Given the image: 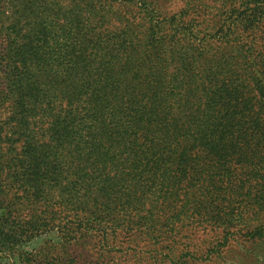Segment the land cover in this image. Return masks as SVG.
I'll return each mask as SVG.
<instances>
[{
    "label": "trees",
    "instance_id": "16d2710c",
    "mask_svg": "<svg viewBox=\"0 0 264 264\" xmlns=\"http://www.w3.org/2000/svg\"><path fill=\"white\" fill-rule=\"evenodd\" d=\"M68 1L40 2L25 30L13 0L18 17L0 24V264H75L86 239L104 254L166 243L151 253L172 264L182 230L203 224L227 244L264 242V50L245 38L264 2L229 4L210 25L194 24L188 7L204 3L189 0L111 30V4ZM2 175L18 203L4 202ZM27 204L35 214L16 218ZM53 232L59 242L24 250Z\"/></svg>",
    "mask_w": 264,
    "mask_h": 264
},
{
    "label": "rangeland",
    "instance_id": "374dc122",
    "mask_svg": "<svg viewBox=\"0 0 264 264\" xmlns=\"http://www.w3.org/2000/svg\"><path fill=\"white\" fill-rule=\"evenodd\" d=\"M24 1L27 8V15L25 17L23 27L27 30L30 29L33 24L40 21V15L37 11H34V13H31V11L33 8H36L40 2L45 0ZM188 1L189 0H134L124 1L122 3H113L106 0H90L89 2L102 7L111 4L113 15L110 29L120 30L124 27L126 20L138 24L140 22L143 23L144 21L147 23L153 22L157 18L172 17L174 14H178ZM200 1H203L204 3V5H201L200 9H192L193 4L195 3L194 1L192 6L188 7L190 18H194L196 20L194 21V24H201L204 22L211 25L217 20V16L220 12L229 8V4H245L244 0ZM261 1L264 2V0ZM47 2H49V0H47ZM11 5L14 7L13 0H0V24L3 22L5 27L8 26L12 18H16L19 15L18 12H13V10H11ZM61 5L65 7L69 6V9H71L73 4L68 0H65V2ZM248 8H250V6L247 7V9ZM245 38H247V43L252 42V44H250L251 46L253 44L255 45V49L257 50L255 56H258L257 54L264 50V48H261V45L264 42V25L258 29V33L245 36ZM6 112L0 111V116L4 117ZM5 144L6 145H4V147H6V149L7 147H10L9 143L6 142ZM2 180L4 181L3 189L5 190L3 200L9 206V204L17 202L14 200L15 197L13 195L16 193V190H14L12 186V181H15V178H5L4 176V179ZM49 195L51 196L52 193H49ZM27 205L29 206H19V208L17 205H14L15 208L13 215L16 218L20 216L22 219L30 220V218L35 214L37 206L35 204ZM259 216V226L264 232V210L261 209L259 211ZM219 233L220 230L212 229L210 226L205 224L198 226L193 225L184 228L182 230V236L184 237L179 239V242H177L174 246V250H172L173 252L171 256L175 259L172 264H264V242L253 244L251 242L243 241L241 243V239L238 237L236 240L238 242L236 243L241 244H236L233 239H231L227 244V242L216 237ZM41 241L51 242L54 244L59 242V238L56 232H53L48 236H42V239L40 240H35L32 243L23 246V248L25 251L31 252L33 248H36L37 245L41 243ZM123 243V248L119 247L115 250L118 253L113 252L112 254H104L98 250L96 243L86 239L80 246L72 249V255L74 260H76L75 264H161L157 261L159 256L153 255L151 252L161 255L167 254L166 249L161 250V247L166 246V243L161 246L155 245L154 247L152 245H147L148 243L141 239H137L133 242L134 248L132 251L129 247L131 246L130 243H126V241ZM208 251H211V253L207 256L206 253ZM189 254H193L191 259L186 258ZM179 258H181L180 261L177 260Z\"/></svg>",
    "mask_w": 264,
    "mask_h": 264
}]
</instances>
